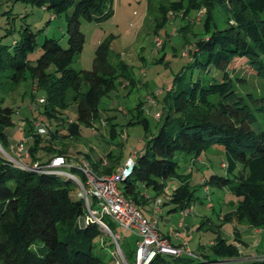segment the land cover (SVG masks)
<instances>
[{
  "label": "trees",
  "instance_id": "obj_1",
  "mask_svg": "<svg viewBox=\"0 0 264 264\" xmlns=\"http://www.w3.org/2000/svg\"><path fill=\"white\" fill-rule=\"evenodd\" d=\"M31 1L55 12H65L66 45H61L57 38L44 36L40 53L29 62L25 54L32 48L34 38L33 31L24 25L10 44L0 42V87L9 88L28 76L35 87L44 90L40 103L48 119L53 117L60 123V109L70 97L75 101L77 120L91 123L98 115L96 101L110 85L111 68L105 58V44L96 47L90 69L75 70L69 62L83 41V33L78 27L79 16L90 19L95 14H107L105 0ZM197 1L206 9L202 21L204 36L198 40L189 65L194 64L210 75L205 82L188 77L186 82L178 83L171 91L174 102L166 108L157 130L146 138L135 156L131 174L117 185L123 196L141 210V205L151 204L160 195L167 185L164 180L175 175L179 182L171 190L169 195H172L162 199L160 206L169 203L174 207L168 211H180L189 207L193 189L189 186L188 174H176L174 153L181 152L193 159L208 147L218 144L225 153V173H231L236 164L241 163L244 175L240 174L235 182H231L227 175L209 174L199 181L200 185L230 183L231 192L241 196L234 211L237 221L245 220L253 229L262 228L264 130L253 131L243 123L244 120L251 122L254 114L244 103L243 96L233 90L231 70L235 57L247 58L262 78L263 92L256 108L264 111V17H255L263 10L264 0ZM217 3H228L227 24L223 27L214 25L210 29L213 21L210 11ZM160 8L164 11L180 10L183 0H169ZM10 29L5 28L4 34ZM26 68L29 74H25ZM184 74L190 72L180 71L174 79H181ZM2 100L1 96L0 146L6 151L9 145L5 127L11 124L13 108L2 104ZM173 112L178 115H172ZM108 124V133L114 135L113 125ZM33 131V147L24 158L35 160L36 167L42 171L28 168L31 164H14L0 154V264H101L96 238L102 235V231L94 222L78 225L77 220L85 215L86 209L80 196L72 197L69 193L75 183L69 177L56 173L58 168L45 166L56 155L66 160L73 158L65 155V150L53 147L56 127H48L44 133ZM69 133H76L74 126ZM46 134L48 138L43 148L48 156L42 161L36 160L32 151L40 139L46 138ZM85 158L96 174H111L109 160L108 165L100 166V160L91 162L87 155ZM65 170L69 173L76 171L80 175L79 180H83L75 165ZM138 182L151 187L154 196L140 194ZM103 220L112 230L114 224L110 219L104 217ZM235 241H238L236 236L233 237ZM233 242L217 236L209 242L211 255L190 250L195 257L169 255L171 259L166 264H264V258L242 260L239 248ZM102 246L100 241L99 248ZM133 250L125 248L126 260L132 258ZM163 255L156 254L150 264H159Z\"/></svg>",
  "mask_w": 264,
  "mask_h": 264
},
{
  "label": "rangeland",
  "instance_id": "obj_2",
  "mask_svg": "<svg viewBox=\"0 0 264 264\" xmlns=\"http://www.w3.org/2000/svg\"><path fill=\"white\" fill-rule=\"evenodd\" d=\"M167 1L169 0H105L104 10L108 11L107 14H95L90 19L79 16L78 27L83 33V41L80 50L72 55L69 66L75 70L90 69L96 47L104 43L105 58L111 68L110 85L98 97V115L91 123L77 120L75 101L70 97L66 98L65 105L60 109V123L53 117L48 119L42 112L43 105L38 101V97H44V90L35 87L28 76L9 88L0 87L2 104L13 108L11 124L5 127L9 149H2L0 154L17 165L31 164L29 168L35 170L37 162L23 156L33 147V120H37L52 129L57 128L52 141L53 147L65 150V155L73 159L87 161V155L91 162L100 160V166L108 165L109 160L111 174L118 172L128 156L134 154L135 158L146 138L157 130L166 108L174 102L171 91L177 84L186 82L188 77L190 80L199 78L205 82L210 75L194 64L189 65L198 40L204 36L202 21L205 6L197 0H183V8L180 10L159 9ZM210 12L213 19L210 29L214 25L223 27L227 24L225 18L229 15L228 3H217ZM64 13L47 9L31 0H0V42L10 44L18 37V30L27 25L33 31L34 44L26 52L25 58L32 62L41 51L40 43L44 36L57 38L61 45H66ZM255 17H264V8ZM7 27H11L10 32L4 34ZM156 40H159L158 44ZM25 71V74H29L27 68ZM180 71L190 74L174 79ZM231 81L235 93L243 96L244 103L254 114L251 122L243 121L246 128L253 131L264 130V111L256 108L263 92L262 78L245 56L234 58ZM70 94L68 91V95ZM156 112L159 113V118L155 117ZM172 115L176 116L178 113L173 112ZM108 123L113 125L114 135L108 133ZM72 126L76 133L70 134ZM45 137L40 139L38 146L32 151L36 160L42 161L48 156L43 148L48 135ZM20 142L22 148L17 150ZM196 158H200L201 162L193 161L192 172L189 173L190 159L181 152L173 155L177 162L176 174H188V183L193 189L189 207L180 211H168L174 206L165 203L158 210H153L152 204H147L141 205V213L146 218L154 216L157 231L173 245L186 244L194 252L211 255L210 241L220 236L233 242V237L236 236L238 241L233 243L239 248L241 258L245 261L254 257L264 258V227H256L258 231L254 233L245 220L237 221L234 211L241 196L231 192L230 183H207L203 186L198 181L199 178L215 174L227 175L231 182H235L245 172L241 163H237L231 173H225V165H220L226 163L225 153L218 144L208 147ZM71 173L77 179L80 178L76 171ZM178 182L175 175L164 180L167 185H177ZM137 184L140 194L154 196L151 187L140 182ZM79 191L77 186L72 185L69 193L76 197L79 196ZM77 223L79 226L84 224L80 218ZM112 230L120 236L118 243L125 257L123 251L125 248L134 249L136 237L125 230H117L114 226ZM100 241L103 245L101 248ZM96 243V248L100 250L101 264H114L110 236L102 231V235L96 238ZM180 257L186 258V255L181 254ZM170 259L165 254L159 259V264H166ZM126 261L131 264L132 258Z\"/></svg>",
  "mask_w": 264,
  "mask_h": 264
},
{
  "label": "built area",
  "instance_id": "obj_3",
  "mask_svg": "<svg viewBox=\"0 0 264 264\" xmlns=\"http://www.w3.org/2000/svg\"><path fill=\"white\" fill-rule=\"evenodd\" d=\"M156 42L158 44L159 40H156ZM38 101L42 102L43 97H38ZM158 116L159 113L156 112L155 117L157 118ZM33 125L37 133H44L49 127L37 120H33ZM17 145L18 149L17 146L16 149L21 150L22 143L20 142ZM193 161H195V158L193 160L190 159L189 169L192 167ZM133 163L134 154L124 160L116 174L110 175H97L84 159L66 160L61 155L53 156L45 166L58 168L55 170L56 173L69 177L79 188L78 194L83 199L86 209L85 215L80 217V219L84 223L83 225L88 222L96 223L103 232L110 236L112 241L111 253L115 257L114 264L128 263L122 255V249L118 243L119 234L108 228L103 220L104 217H108L117 230H125L136 237L131 264H150L156 254L174 256L185 254L188 257H195L186 244L173 246L167 237L157 231L156 218L154 216L146 218L135 204L123 196L117 184L131 174ZM73 165L80 171L83 177L82 181L65 170ZM221 165L224 166L225 164ZM35 170L42 171L38 167ZM173 188L174 186L168 185L162 188L160 195L151 202L153 210L159 209L162 199L168 197ZM90 199L92 200L91 202Z\"/></svg>",
  "mask_w": 264,
  "mask_h": 264
},
{
  "label": "crops",
  "instance_id": "obj_4",
  "mask_svg": "<svg viewBox=\"0 0 264 264\" xmlns=\"http://www.w3.org/2000/svg\"><path fill=\"white\" fill-rule=\"evenodd\" d=\"M23 157H26V155H24ZM198 158H199V156H197ZM195 161L196 162H201V159L199 158V160L196 158L195 159ZM194 164V163H193ZM193 166V165H192ZM192 168V167H191ZM191 168L190 169H188V172L190 173V172H192V170H191ZM201 179H203V178H199L198 179V181H200ZM168 186H175V184H168ZM255 231H258L257 229H253V232L255 233ZM242 260H244V259H242Z\"/></svg>",
  "mask_w": 264,
  "mask_h": 264
},
{
  "label": "water",
  "instance_id": "obj_5",
  "mask_svg": "<svg viewBox=\"0 0 264 264\" xmlns=\"http://www.w3.org/2000/svg\"><path fill=\"white\" fill-rule=\"evenodd\" d=\"M0 151H2L3 152V150H2V148L0 147ZM29 168V167H28ZM81 220V219H80Z\"/></svg>",
  "mask_w": 264,
  "mask_h": 264
}]
</instances>
